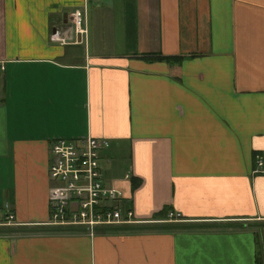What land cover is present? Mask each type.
<instances>
[{
    "label": "crops",
    "instance_id": "0c3cea01",
    "mask_svg": "<svg viewBox=\"0 0 264 264\" xmlns=\"http://www.w3.org/2000/svg\"><path fill=\"white\" fill-rule=\"evenodd\" d=\"M0 62V264H264V0H0ZM82 136L133 219L185 225L44 230Z\"/></svg>",
    "mask_w": 264,
    "mask_h": 264
},
{
    "label": "built area",
    "instance_id": "2783aa9c",
    "mask_svg": "<svg viewBox=\"0 0 264 264\" xmlns=\"http://www.w3.org/2000/svg\"><path fill=\"white\" fill-rule=\"evenodd\" d=\"M79 12L71 15L75 28L79 25ZM3 63L0 62V72ZM108 146L104 138L82 136L78 138H52L49 141L47 167L49 217L47 227L60 230L93 232L102 227L140 224L132 218L116 193L105 184L99 169V153ZM264 157L255 159L254 172L264 173ZM177 213L168 212L166 221H179ZM12 216L6 212L0 217V226L10 225Z\"/></svg>",
    "mask_w": 264,
    "mask_h": 264
},
{
    "label": "trees",
    "instance_id": "16d2710c",
    "mask_svg": "<svg viewBox=\"0 0 264 264\" xmlns=\"http://www.w3.org/2000/svg\"><path fill=\"white\" fill-rule=\"evenodd\" d=\"M169 211L167 209H163L159 214L158 217L153 218L158 219V220H162L164 222L162 223H140L138 225L136 224H131V225H122V226H115V227H119V228H124V229H139V228H180L183 225H185V223L179 222V221H166L167 220V213ZM260 225H264V221L259 223ZM44 228V227H43ZM113 228V227H111ZM44 230H48V231H60V229L55 228V227H48L45 228ZM69 230V229H68ZM70 230H74V229H70ZM12 231L11 227H7V226H0V233L1 232H10Z\"/></svg>",
    "mask_w": 264,
    "mask_h": 264
},
{
    "label": "rangeland",
    "instance_id": "374dc122",
    "mask_svg": "<svg viewBox=\"0 0 264 264\" xmlns=\"http://www.w3.org/2000/svg\"><path fill=\"white\" fill-rule=\"evenodd\" d=\"M179 221H182V219H180ZM175 222V221H174Z\"/></svg>",
    "mask_w": 264,
    "mask_h": 264
}]
</instances>
